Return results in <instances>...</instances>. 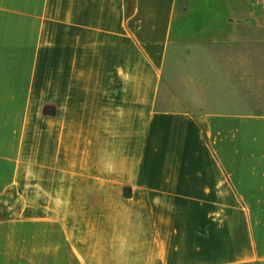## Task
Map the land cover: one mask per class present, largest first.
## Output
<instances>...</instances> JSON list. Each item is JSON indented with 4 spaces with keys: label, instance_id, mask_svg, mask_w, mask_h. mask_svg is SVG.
Segmentation results:
<instances>
[{
    "label": "crops",
    "instance_id": "1",
    "mask_svg": "<svg viewBox=\"0 0 264 264\" xmlns=\"http://www.w3.org/2000/svg\"><path fill=\"white\" fill-rule=\"evenodd\" d=\"M185 15L0 0V264L264 259V40Z\"/></svg>",
    "mask_w": 264,
    "mask_h": 264
},
{
    "label": "rangeland",
    "instance_id": "2",
    "mask_svg": "<svg viewBox=\"0 0 264 264\" xmlns=\"http://www.w3.org/2000/svg\"><path fill=\"white\" fill-rule=\"evenodd\" d=\"M225 3L228 8H234V7H263L264 8V0H225ZM180 7H185L186 9H190V16L185 15L183 17V23L185 24V26L188 23L187 22L188 19H190L191 24L195 25V24H202V23H209V22L216 23L218 21L217 19H221L225 17L224 15L222 17H219L222 12L223 14L225 12L224 11L221 12V10L219 9L220 5H219L218 0H180ZM208 12L209 13L214 12L215 15L213 16L207 15L209 14ZM201 34L204 35L203 30ZM260 34L263 35L264 32ZM169 68L170 66L166 65V69H165L166 76H167V73L170 72ZM206 72H209V69ZM205 84H206L205 90L207 88L209 90V86L212 85V81H205ZM260 86L262 85L258 83L255 84V91H256L255 96L259 94V91L263 90V88H261ZM204 98L207 99L209 105H210L209 102L214 103L215 96L213 94L205 93ZM234 99L235 97L231 94L230 97L226 96L224 98L223 103L227 107L228 104H230ZM257 99H258V96L255 97V101H257ZM256 103H255V109L257 110L258 105ZM5 195L6 196L4 197H7L14 201H13L12 206L9 207V206H6L4 203L3 199L5 198L0 199V217L17 215L19 208H20V202L18 200H15L16 196L14 195V192L10 191V192H7ZM241 264H264V259L255 260L252 262H244Z\"/></svg>",
    "mask_w": 264,
    "mask_h": 264
},
{
    "label": "flooded vegetation",
    "instance_id": "3",
    "mask_svg": "<svg viewBox=\"0 0 264 264\" xmlns=\"http://www.w3.org/2000/svg\"><path fill=\"white\" fill-rule=\"evenodd\" d=\"M221 12L219 17L225 16L224 18L217 19L216 22L219 25L224 26L225 30L223 36L227 35V22H234L239 28L248 27L249 31H242L238 38L258 39L264 40V8L263 7H234L228 8L225 0H218Z\"/></svg>",
    "mask_w": 264,
    "mask_h": 264
}]
</instances>
